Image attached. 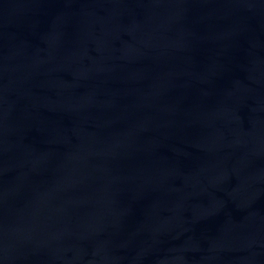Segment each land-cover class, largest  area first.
<instances>
[{"label":"water","instance_id":"water-1","mask_svg":"<svg viewBox=\"0 0 264 264\" xmlns=\"http://www.w3.org/2000/svg\"><path fill=\"white\" fill-rule=\"evenodd\" d=\"M0 264H264V0H0Z\"/></svg>","mask_w":264,"mask_h":264}]
</instances>
